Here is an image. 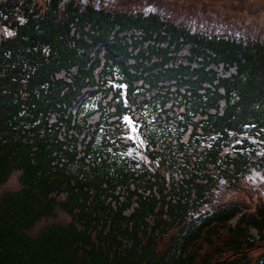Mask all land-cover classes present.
<instances>
[{
    "label": "trees",
    "instance_id": "16d2710c",
    "mask_svg": "<svg viewBox=\"0 0 264 264\" xmlns=\"http://www.w3.org/2000/svg\"><path fill=\"white\" fill-rule=\"evenodd\" d=\"M118 2L0 0V264H264V0Z\"/></svg>",
    "mask_w": 264,
    "mask_h": 264
},
{
    "label": "rangeland",
    "instance_id": "374dc122",
    "mask_svg": "<svg viewBox=\"0 0 264 264\" xmlns=\"http://www.w3.org/2000/svg\"><path fill=\"white\" fill-rule=\"evenodd\" d=\"M98 6H102L103 8H109V7H114V8H122L125 5L118 4V0H92ZM137 1V0H136ZM153 5L157 9H162V8H178V7H184L188 9L187 14L192 11L194 8L195 10L189 13L188 15L191 16V18H203L204 15L205 17H212V11L211 8L207 10V15L205 14V10L209 5H215L216 8L221 9V8H227L229 10H233L234 4L233 0L226 1V0H195L197 3L192 2L193 0H152ZM209 1V2H207ZM248 1V0H246ZM252 1V0H251ZM258 2H261L262 0H257ZM249 4L246 2L245 8H249L251 13L256 12L259 10V8L262 7V5L259 3L258 4ZM120 5V6H119ZM246 11V9H244ZM249 14H243V17L245 18ZM227 19V18H226ZM230 20H238L239 17L234 15L233 17L229 18ZM228 20V19H227ZM3 32L5 34H9L8 30L4 29ZM127 125L129 129V136L135 141L136 147L133 149L131 152L132 154L140 157L141 159H145V154H144V143L139 137L137 133V127L134 125V123L127 119ZM244 188L240 190H225L222 189L219 192H217L216 199L219 201H245L249 202H257L259 200H262L264 202V171H259V170H254L249 177H247V180L243 181ZM233 223L235 222L232 221Z\"/></svg>",
    "mask_w": 264,
    "mask_h": 264
}]
</instances>
